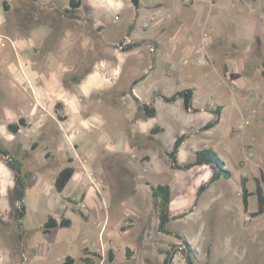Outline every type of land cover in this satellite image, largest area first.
<instances>
[{
  "label": "crops",
  "instance_id": "1",
  "mask_svg": "<svg viewBox=\"0 0 264 264\" xmlns=\"http://www.w3.org/2000/svg\"><path fill=\"white\" fill-rule=\"evenodd\" d=\"M137 1L136 6L131 0H81L72 18L65 13L70 0H0V94L6 98L0 107V135L7 140L10 155L17 160L16 155L24 153L28 158L35 149L32 144L43 146L45 162L64 158L66 166L76 172L65 157L66 145L56 121L67 118L82 128L76 140L78 149L96 148L109 138L107 134L116 145L121 139L113 132L121 128V121L109 126L116 116L123 120V115L131 136L143 134L140 129L144 127L149 133L143 104L152 106L162 121L181 128L182 135L186 114L192 124L205 122L199 127L215 117L213 111L220 105L200 106L199 98H212L199 94L204 87L209 94L222 90L230 98L228 107L220 106L218 121L225 114L230 130L221 146L223 154L231 152L236 166L249 171L254 162L264 163V158L246 153L247 149L259 153L264 149V0ZM10 10H16L15 22L4 15ZM43 33H49L45 41ZM124 37L130 41L127 46H135L119 50L117 44ZM81 71L83 76L78 75ZM212 73L217 80H212ZM64 79L67 87L62 84ZM185 89H194L195 113L184 109L182 99L163 100ZM19 119L25 127L10 133L8 125ZM242 123L243 129L238 130ZM128 131L122 132L123 138ZM96 132L99 137L94 140L91 134ZM195 145L192 134L181 144L177 158L181 152L204 149ZM75 172L66 198L71 204L83 188V181L74 179ZM13 186V172L0 160V193ZM55 192L49 184L46 202ZM59 211V218L49 216L57 221L67 219L65 209ZM116 226L105 210L103 224L91 234L96 246L81 247L80 261L82 250L87 249L101 256L99 264L111 263L113 244L120 237ZM66 256L53 264H60ZM89 262L98 264V259L90 255Z\"/></svg>",
  "mask_w": 264,
  "mask_h": 264
},
{
  "label": "rangeland",
  "instance_id": "2",
  "mask_svg": "<svg viewBox=\"0 0 264 264\" xmlns=\"http://www.w3.org/2000/svg\"><path fill=\"white\" fill-rule=\"evenodd\" d=\"M4 15L15 22L17 13L10 10ZM48 35L42 34L44 41ZM78 75L83 76V72ZM210 76L212 80H217L214 73ZM62 84L67 87L66 79ZM209 93L204 87L199 88L200 95L212 96L199 98L200 106L205 103H216L223 107L230 105V98L222 90ZM5 99L0 94V107ZM122 119L118 120L116 116L114 124L111 121L109 125L117 126L121 121V128L113 132L121 139L116 145L107 134L108 139L94 149L89 147L88 151L78 149L76 142L77 159L68 156L67 148L64 152L76 168L74 179H80V184L83 181V188L77 191V195H81L85 201V212L77 211L74 204L66 202L73 188V177L62 194L55 192L46 202V188L49 184L53 185L57 173L67 165L64 158L54 157L45 162L42 158L43 146L35 147L28 158L24 153L16 155L25 183L23 204L26 214L18 229L14 220L16 204L12 190L0 193V264H53L54 260L66 254L72 256L77 264H83L79 259L80 249L84 245L88 249L96 246L97 241L91 234L103 224L105 210L110 212V219L118 225L115 233L120 236L119 241L113 244V261L107 264H164L170 255L171 264H189V261L191 264H264V214L251 218L249 213L257 208L256 196L249 198V211L246 213L241 191L242 178L247 179L246 186L252 194L255 193L254 179H258L264 189V163L254 162L249 171L236 166V157H232L231 152L223 154L221 146L230 132L227 116L223 114L216 127L203 131L199 125L205 122L192 124L189 116L185 115L183 134L187 137L194 135L196 149L213 147L232 174L231 179L220 178L199 194L200 187L208 182L212 169L209 166L173 169L166 156L180 136L181 128L172 122L162 121L158 114L145 121L149 128H159L158 132L151 134L150 129L148 133L144 127L140 129L143 134L131 136L123 115ZM125 131L128 133L123 138L122 132ZM91 136L94 140L99 137L97 132ZM0 149L10 152L7 140L2 135ZM246 153H250L252 158H264V149L260 153L258 149H247ZM190 156L191 159H187ZM4 159L0 156L6 165ZM177 160L180 165L193 162V153L181 152ZM84 172L91 179L85 177ZM158 184L171 188L169 212L170 217L177 219L166 226L169 234L160 233L157 227V200L151 195V187ZM48 190L53 189L49 187ZM62 208L70 226L44 234L42 226L47 217L59 218V209ZM49 209L55 212H48ZM20 229L25 230L26 234L22 235ZM97 259L99 264L101 258Z\"/></svg>",
  "mask_w": 264,
  "mask_h": 264
},
{
  "label": "trees",
  "instance_id": "3",
  "mask_svg": "<svg viewBox=\"0 0 264 264\" xmlns=\"http://www.w3.org/2000/svg\"><path fill=\"white\" fill-rule=\"evenodd\" d=\"M134 5H138L137 0H131ZM81 0H70L69 2V9L65 11L68 17H75L76 10L80 7ZM3 9L7 11L6 5L3 2ZM133 46H127V48L134 47ZM261 76L264 78V66L263 70L261 71ZM69 81H73L70 79ZM193 93L194 89H185L183 91H178L171 95L170 97H163V100L167 103H173L177 99H182L183 101V107L185 110H192V100H193ZM142 111L146 115L147 118H154L156 116V110L149 105L143 104L141 106ZM221 107L217 106L213 113L215 115V118L209 122H207L203 127V131H208L215 127L218 124L219 121V114H220ZM20 127H25V122L22 119H19L16 124H10L8 125V130L12 134H16ZM160 129L157 127H154L150 130L151 134H154L158 132ZM187 136L186 134H182L179 137L175 139L173 142V145L171 147V150L166 153V156L171 164V167L173 169H179V170H189L193 167L198 166H209L212 169V174L210 175L208 182L200 187L198 194L205 189V187L212 185L213 183L217 182L220 178H223L225 180H229L232 177L231 172L225 168L224 162L218 157V155L214 152L211 148H204L197 150L193 153V162L186 163L184 165H180L177 160L178 152L180 149L181 144L186 140ZM32 149L35 148V146H31ZM0 156L3 157V159L6 161V166L9 168L14 175V186L12 189V195L16 204L15 214H14V220H15V226L19 229L22 223V220L26 214V207L23 204L24 194H25V183L21 178V164L18 160L14 159L10 153L6 150L0 149ZM69 163H72V160L69 159ZM75 172V169L73 166L68 165L65 168H63L56 176L53 186L57 193H62L69 181L71 180L73 174ZM255 182V193L252 194L247 186V179L242 178L241 179V191H242V206L246 213H248L249 209V198L253 195L256 196L257 201V208L254 212L249 213V216L251 218H256L264 214V189L261 186V183L258 179H254ZM151 195L154 199L157 200V210H158V231L163 234H169V232L166 230V226L170 223V221L177 219L170 217L169 207L171 203V188L169 185H155L151 187ZM80 212V211H79ZM70 226V221L65 218H61L59 221H57L55 218L49 216L46 222L42 226V232L44 234H50L52 230L58 229V228H68ZM20 231H22L20 229ZM101 258L99 254H96L94 252H88L87 249L83 250V257L81 258L82 261L86 264H91L89 262V256ZM130 255V254H129ZM189 259V257H187ZM75 259L67 255L64 260L60 264H76ZM191 264V262H188ZM164 264H168V258L164 261Z\"/></svg>",
  "mask_w": 264,
  "mask_h": 264
},
{
  "label": "built area",
  "instance_id": "4",
  "mask_svg": "<svg viewBox=\"0 0 264 264\" xmlns=\"http://www.w3.org/2000/svg\"><path fill=\"white\" fill-rule=\"evenodd\" d=\"M147 27H148V24H144V28H147ZM129 43L130 41L128 40V38L124 37L122 41L119 44H117V48L119 50H124V48ZM148 49L150 52L154 51V48L152 46H148ZM40 108L42 110H45V108L42 106H40ZM56 126H57V130L61 136L62 141L66 145L68 156L73 159H77L78 154H77V148H76V140L82 134V128L76 126L73 122L67 119L56 121ZM243 126L244 124L242 123L239 125L237 129L242 130ZM84 173H85V177H88L89 179H91V176L89 174H87L86 172ZM73 200H74L75 209L77 211H80V212L86 211V204H85V201L82 199L81 195H77L76 197H74Z\"/></svg>",
  "mask_w": 264,
  "mask_h": 264
},
{
  "label": "water",
  "instance_id": "5",
  "mask_svg": "<svg viewBox=\"0 0 264 264\" xmlns=\"http://www.w3.org/2000/svg\"><path fill=\"white\" fill-rule=\"evenodd\" d=\"M168 264H171V255L168 257Z\"/></svg>",
  "mask_w": 264,
  "mask_h": 264
}]
</instances>
